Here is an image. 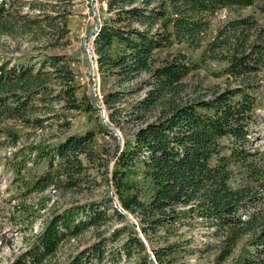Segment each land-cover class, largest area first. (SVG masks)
I'll return each instance as SVG.
<instances>
[{
  "label": "trees",
  "instance_id": "16d2710c",
  "mask_svg": "<svg viewBox=\"0 0 264 264\" xmlns=\"http://www.w3.org/2000/svg\"><path fill=\"white\" fill-rule=\"evenodd\" d=\"M107 4L108 18L100 23L94 50L102 80H112L103 95L110 120L131 130L112 173L122 209L138 219L142 234L153 242L202 223L214 240L206 243V250L215 252V264L230 260L264 264V150L253 146V138L264 128V80L259 78L264 72V25L258 19L264 16V0H107ZM227 10L251 11L215 25L216 17ZM175 47L181 49L173 51ZM60 60L53 57L50 65L63 84L57 98L64 109L97 112L91 98L78 97L74 73L58 67ZM208 61L223 64L213 75L237 84L188 93L186 78ZM3 76L31 77L26 81L29 87L45 88L39 71L35 75L32 69ZM60 124L67 130L71 120ZM100 127L106 130L100 124L39 147L37 160H45L49 172L30 179L18 176L25 194L41 195L50 187L63 193L83 189L90 164L99 171L107 169L108 162L94 148ZM27 165L26 160L12 164L18 174ZM45 200L42 197L37 205ZM112 206L111 197H106L67 208L10 264H46L66 241L90 227L107 225L113 216L124 225L112 238L124 235L127 240L113 252L112 263L124 256L128 261L136 258L133 264H155L124 214L115 208L114 214L110 212ZM30 210L25 206L22 213ZM185 242L190 246L191 240ZM107 243L108 238H102L66 264H105ZM181 251V243L167 242L153 254L157 264H172V256Z\"/></svg>",
  "mask_w": 264,
  "mask_h": 264
},
{
  "label": "rangeland",
  "instance_id": "374dc122",
  "mask_svg": "<svg viewBox=\"0 0 264 264\" xmlns=\"http://www.w3.org/2000/svg\"><path fill=\"white\" fill-rule=\"evenodd\" d=\"M107 8V0H0V264H10L28 250L57 214L71 206L101 201L106 197H111L112 214L114 208L126 213L128 217L124 216L125 220L142 240L147 254L155 264L157 262L153 249L167 242H179L182 245V251L172 256L175 257L172 264H215V252L206 250V243L214 240L207 237L202 223L196 224L192 229L180 228L178 235L169 237V240L162 238L153 242L144 237L138 219L122 209L115 194L113 168L131 130L125 123H121L119 127L111 122L103 103V95L111 89L112 80H102L96 63L90 76L89 52L84 45L85 39L89 38L91 55L96 62L93 39L89 35L97 23L108 18ZM250 11L227 10L221 12L214 23L219 25L230 16L245 15ZM258 19L264 25V16L259 15ZM176 49L181 48L175 47L173 51ZM166 54L167 52H162L161 55ZM53 57H61L58 67L66 66L73 71L79 98L86 96L92 99L93 79L96 84V101L101 109L92 113H70L64 109V103L57 98L63 84L59 72L50 65ZM222 67L223 64L208 61L195 74L186 78L185 82L190 88L188 93L194 94L199 88L210 91L226 88L230 84L235 86V81H227L226 78L212 74ZM20 68L32 69L35 75L39 71L45 88L39 90L29 87L26 81L31 77L2 78L3 73H13ZM259 78L264 80V72ZM22 103H25L24 108L17 113L21 110L19 105ZM122 114L126 118L125 112ZM67 119L71 120V126L65 130L60 127V123ZM100 124H104L106 130L102 126L98 129L94 148L103 157L102 161L108 162L107 169L99 171L98 166L90 164L89 176L83 189L63 193L50 187L48 192L41 195L25 194V187L16 181L18 176L30 179L34 175L49 172L48 163L37 160L36 150L39 147H50L69 135L94 130ZM253 146L264 150V128L253 138ZM25 160L28 165L18 174L12 164L20 165V161ZM42 197H46V200L37 205ZM25 206L31 207V210L22 213ZM123 225V222L113 216L107 225L90 227L77 238L66 241L57 255L46 264H66L74 255L102 238H108L105 264H133L136 258L128 261L124 256L112 263L113 252L120 250L127 240L124 235L112 238L115 231ZM186 240H191L190 246L184 244ZM200 250L201 252H196ZM226 264H232V260Z\"/></svg>",
  "mask_w": 264,
  "mask_h": 264
},
{
  "label": "water",
  "instance_id": "95a60500",
  "mask_svg": "<svg viewBox=\"0 0 264 264\" xmlns=\"http://www.w3.org/2000/svg\"><path fill=\"white\" fill-rule=\"evenodd\" d=\"M100 27H101L100 23H97V25H96L94 31H92V32L90 33V35H89V37H92V39H93V43H92V44H94L95 38H96V36H97V34H98V31H99ZM92 44H91V45H92ZM84 45L87 47V50H88V52H89V58H90L89 74H90V76H91V75L93 74L94 69H95V68H94V67H95V64H94V63H96V66H98V61H97V59H96V62L93 61V56L91 55V48L89 47V45H90V43H89V38H86V39H85ZM95 86H96V84L93 82V79H92V81H91V88H92V104H93V106H94L95 108H97V109H101L102 107H101V106L99 105V103L96 101V96H95ZM104 124H105L107 127H109L108 124H107V122H104ZM114 135L117 136V133H115ZM119 211H121V213H123L124 216L128 217V216L126 215L125 212H123L122 210H119Z\"/></svg>",
  "mask_w": 264,
  "mask_h": 264
}]
</instances>
